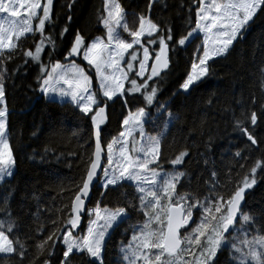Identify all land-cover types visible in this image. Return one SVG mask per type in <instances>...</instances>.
<instances>
[{"label":"snow or ice","instance_id":"6c2138e0","mask_svg":"<svg viewBox=\"0 0 264 264\" xmlns=\"http://www.w3.org/2000/svg\"><path fill=\"white\" fill-rule=\"evenodd\" d=\"M76 4L69 0L64 6L66 23L56 31L54 0H0V264H106L117 233L124 238L108 264H264V199L254 206L247 203L264 181V154L248 163L251 152L264 147V100L258 107L255 95L247 107L236 101L239 115L230 106L225 109L232 113L233 138H243L242 147L232 140L226 147L218 144L205 114L198 127L206 139L195 154L185 142L171 158L164 157L171 166L165 169V141L183 113L157 99L177 49L201 41L180 85L190 95L193 85L213 74L209 62L226 59L244 39L249 22L264 10V0H192L194 21L191 7L184 17L154 19V6L163 12L170 7L167 0H147L140 13L129 12L121 0H102L96 20L104 34L95 38L71 27ZM176 19H183V33ZM66 34L70 39L65 42ZM29 41L33 47H26ZM54 56H62L63 62ZM14 60L22 63L10 70ZM32 65L36 87L29 88L47 105L71 106L87 119L91 147L70 153L78 161L79 176L58 180V204L45 207L33 191L21 195L13 209L17 156L9 131L8 89L15 87L16 74ZM259 76L264 92V66ZM138 97L143 106L133 110L129 103ZM117 103L126 114H121V130L105 143L102 126ZM62 155L55 159L59 162ZM97 185L100 190L94 192ZM126 186L133 192L125 191ZM112 193L123 206H102L95 199ZM31 201L35 211L29 208ZM134 214L142 220L132 222Z\"/></svg>","mask_w":264,"mask_h":264},{"label":"trees","instance_id":"16d2710c","mask_svg":"<svg viewBox=\"0 0 264 264\" xmlns=\"http://www.w3.org/2000/svg\"><path fill=\"white\" fill-rule=\"evenodd\" d=\"M68 2L69 0H54L56 31H59L66 23L65 17L68 14V9L64 6ZM121 3L126 6L129 12L135 10L140 13L145 11L147 0H121ZM167 3L170 7L163 12L154 6L152 11L154 19L161 15L174 18L184 17L187 15V7H191L194 21L196 5L192 4V0H167ZM181 3L185 5L184 9L180 8ZM97 9H102V0H77V4L72 9L71 27L80 29L82 33L87 34L88 38L102 36L104 34L102 26L96 20ZM129 20L131 21V17ZM174 23L178 31L183 33L184 28L180 27L184 23L183 19H176ZM55 34L53 32L54 36ZM176 38L178 39L179 36L177 35ZM68 39L70 37L66 34L65 42ZM200 43V40H196L183 49H177L178 54L173 56L174 63L170 69V74L165 76L163 82L159 84L158 101L168 103L174 113L177 111L183 113V119L175 127H170L168 138L165 141L162 156L165 169H170L171 166L164 160V157L171 158L185 146V142L195 154L197 148L206 139V135H199L200 129L198 127L201 117H204L205 114H207L208 119L207 129L218 136V144L226 147L229 140H232L234 144H239L242 147L243 138L239 140L233 138L232 113L225 111V109L230 106L235 109L236 115H239L240 108L236 101H243L247 107L251 97L255 95L257 98L256 106L258 107L259 102L264 100L259 76V70L261 66H264V10L258 11L255 18L247 26L244 39L234 44V51L231 55L226 59L217 58L210 62L213 65V74L195 84L190 89L191 94L188 95L181 91L180 85L191 71V63L195 59V48ZM33 46L31 41L26 43V47ZM58 46L63 47V44L58 41ZM53 59H59L63 62L62 56H54ZM80 62L78 59L77 63ZM17 63H22V61L14 60L9 64V69L11 70ZM36 75L37 68L35 65L25 67L24 74H16L14 78L15 87L10 84L8 89V106L9 111H12L9 116V131L13 149L17 156V167L11 180V184L17 188L15 198L11 203L13 209L16 208L21 195L25 192L31 195L33 191L41 195L45 207L53 203L58 204V180L71 181L79 176L78 161L70 153L82 154L84 147L89 149L91 147L90 122L80 117L71 106L47 105L40 93L31 90L36 87ZM93 80H95L94 76ZM174 93L176 95H173ZM210 98L213 100L212 105L207 104V100ZM138 106H143L142 98L138 97L129 103V107L133 110ZM108 111L109 120L102 126L104 129L102 141L105 143L121 130V114L122 112L126 114V110H123L119 103L111 106ZM147 127L149 131H153L151 126ZM189 130H191V135H188ZM185 137H187V141H185ZM218 151L222 152L223 148ZM61 154H63L62 158L58 162L55 157ZM262 154H264V147L260 151H252L248 163L251 164L254 159L260 158ZM215 158L219 167V157ZM228 159L225 157V162ZM69 164L72 166L69 167ZM189 166L191 168L196 167L194 163ZM99 190L97 185L93 191ZM124 190L129 193L133 192V189L127 186ZM52 197H56V200L53 201ZM95 199H101L102 206L105 204L108 207H115L118 204L123 206L116 193H112L106 199L99 196H96ZM262 199H264V181L257 184L252 196L247 198V203L254 206L255 201ZM35 206V201L29 203L31 211H35ZM92 206H94V201L88 205V207ZM139 220H142V217L139 214H134L132 222ZM122 238L124 237L120 233L113 236L109 244L106 264L115 258V245ZM128 238H130V233ZM223 259L224 257H221V260ZM77 264H79L78 261Z\"/></svg>","mask_w":264,"mask_h":264},{"label":"rangeland","instance_id":"374dc122","mask_svg":"<svg viewBox=\"0 0 264 264\" xmlns=\"http://www.w3.org/2000/svg\"><path fill=\"white\" fill-rule=\"evenodd\" d=\"M257 13H258V12H257ZM256 15H257V14H256ZM254 18H255V17H254ZM254 18H253V19H254ZM250 23H251V21L249 22V24H250ZM125 35H126V34H125ZM216 59H217V58H216ZM210 62H211V61H210ZM210 62H209V63H210ZM197 83H198V82H197ZM197 83H196V84H197ZM97 86H98V85H97V83H96V80H93V87L95 88V87H97ZM126 86H127V85H126ZM193 86H194V85H193ZM193 86H192V87H193ZM181 91H182V90H181ZM146 128H147V130L149 131V128H148L147 126H146ZM98 187H99V186H98ZM194 216H195V214H194ZM195 218H196V217H195Z\"/></svg>","mask_w":264,"mask_h":264},{"label":"water","instance_id":"95a60500","mask_svg":"<svg viewBox=\"0 0 264 264\" xmlns=\"http://www.w3.org/2000/svg\"><path fill=\"white\" fill-rule=\"evenodd\" d=\"M12 111H10V113H11ZM194 219H195V216H194Z\"/></svg>","mask_w":264,"mask_h":264}]
</instances>
